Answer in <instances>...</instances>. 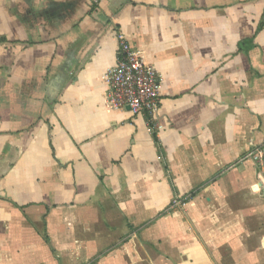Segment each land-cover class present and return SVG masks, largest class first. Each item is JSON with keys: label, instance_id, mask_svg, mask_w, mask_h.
<instances>
[{"label": "crops", "instance_id": "0c3cea01", "mask_svg": "<svg viewBox=\"0 0 264 264\" xmlns=\"http://www.w3.org/2000/svg\"><path fill=\"white\" fill-rule=\"evenodd\" d=\"M119 31L159 129L106 101ZM0 38V264H260L264 0H0Z\"/></svg>", "mask_w": 264, "mask_h": 264}, {"label": "built area", "instance_id": "2783aa9c", "mask_svg": "<svg viewBox=\"0 0 264 264\" xmlns=\"http://www.w3.org/2000/svg\"><path fill=\"white\" fill-rule=\"evenodd\" d=\"M117 37V62L104 76L109 84L106 101L112 109H129L133 115H146L149 127L159 129L160 74L145 63L124 32L119 31ZM255 158L264 159V151H259ZM186 200L187 197L176 196L171 201V207L181 208Z\"/></svg>", "mask_w": 264, "mask_h": 264}, {"label": "rangeland", "instance_id": "374dc122", "mask_svg": "<svg viewBox=\"0 0 264 264\" xmlns=\"http://www.w3.org/2000/svg\"><path fill=\"white\" fill-rule=\"evenodd\" d=\"M260 196H258V198L256 199H251V198H245V204L248 205H256V207L254 208H247L245 207V212L246 211H252V210H258L260 209L259 212H257V214L251 215L250 217L246 218V222H245V227L251 229L253 232H255V235L247 238L245 236V246H244V251L245 253L247 251H254V253L258 252V250H260V252H262L263 250V245H264V200H263V195L262 192L259 194ZM257 202H259L257 204ZM246 234V233H245ZM230 252L229 247L223 248V251L226 252L227 254L228 251ZM248 255L245 254V258ZM260 264H264V257L261 254L260 260H259Z\"/></svg>", "mask_w": 264, "mask_h": 264}, {"label": "trees", "instance_id": "16d2710c", "mask_svg": "<svg viewBox=\"0 0 264 264\" xmlns=\"http://www.w3.org/2000/svg\"><path fill=\"white\" fill-rule=\"evenodd\" d=\"M4 38H0V41L3 40ZM198 190H195V191H191V193H189V196L187 197V200H190L192 197H194L196 194H197Z\"/></svg>", "mask_w": 264, "mask_h": 264}]
</instances>
